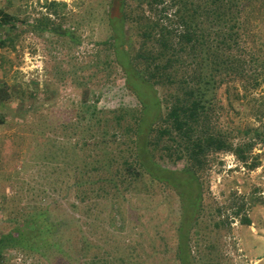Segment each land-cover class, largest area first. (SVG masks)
<instances>
[{
    "label": "rangeland",
    "instance_id": "obj_1",
    "mask_svg": "<svg viewBox=\"0 0 264 264\" xmlns=\"http://www.w3.org/2000/svg\"><path fill=\"white\" fill-rule=\"evenodd\" d=\"M110 1L0 0V11L20 21L14 27L0 23V86H8L6 99L0 96V236L28 212L47 208L63 222L56 235L67 251L65 259L53 250L43 256L6 249L0 264H91L98 253L110 264H178L176 191L146 174L130 180L124 171L142 106L113 56ZM245 4L237 41L223 55L248 79L224 76L210 110L214 126L234 145L255 137L256 129L264 133V0ZM162 9L126 0L131 57L144 44L141 12L180 30L174 10L165 15ZM45 17L59 34L32 28ZM168 90L142 91L156 93L163 113ZM156 117L151 113L144 127ZM254 140L246 163L231 151L207 156L202 200L189 231L195 264H264V141ZM153 159L173 171L186 167L164 141Z\"/></svg>",
    "mask_w": 264,
    "mask_h": 264
},
{
    "label": "trees",
    "instance_id": "obj_2",
    "mask_svg": "<svg viewBox=\"0 0 264 264\" xmlns=\"http://www.w3.org/2000/svg\"><path fill=\"white\" fill-rule=\"evenodd\" d=\"M142 3L151 8L160 3L165 15L168 9H173L180 30L165 26L163 19L143 18L145 15L141 12L139 27L144 44L139 53L131 57L125 47L126 0L110 1L112 34L109 40L113 56L125 72L127 86L138 95L142 106V115L134 133L133 155L124 162V171L130 180H137L146 174L151 180L164 183L176 191L181 203V215L175 258L178 264H195L189 246V231L202 200L200 174L207 156L231 151L246 163V155L254 147V139L264 141V133L256 129L255 137L260 138L253 137L234 145L227 131L215 127L210 116L213 93L224 84V76L228 80L236 77V74L240 78L244 73L237 71L232 57L223 55V51L226 53L232 49L237 41L238 19L246 4L245 0H204L199 5H195L199 3L196 0H139V5ZM52 4L55 5V2H49V6ZM42 20L45 21L40 22ZM42 20H37L32 28L39 32L59 34L58 28L48 23V17ZM16 22L20 21L0 11L1 24L14 27ZM214 25L216 27L211 28ZM60 35L68 36L67 31H62ZM243 77L248 79L245 75ZM144 87L155 91L157 88L169 89L171 99L168 98L163 113L159 97L155 96L156 93L149 96L151 91L143 92ZM7 89L6 83L1 84L0 96L4 95L3 100L6 99ZM151 113L157 114V117L144 127ZM162 141L172 155L186 159L183 171L162 168L154 161V152ZM252 167H256V164ZM242 222L251 224L247 216L242 218ZM62 225L63 222L50 216L47 208L34 209L20 217L13 230L0 236V256L6 249H21L43 256L53 250L66 259L67 251L57 239L59 235H56ZM120 258L124 261V258ZM108 259L105 253H98L91 264H110Z\"/></svg>",
    "mask_w": 264,
    "mask_h": 264
}]
</instances>
